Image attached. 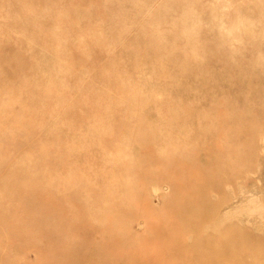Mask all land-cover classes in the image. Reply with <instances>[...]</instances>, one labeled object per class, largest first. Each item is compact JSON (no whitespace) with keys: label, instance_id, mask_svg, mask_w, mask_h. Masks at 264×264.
Segmentation results:
<instances>
[{"label":"rangeland","instance_id":"rangeland-1","mask_svg":"<svg viewBox=\"0 0 264 264\" xmlns=\"http://www.w3.org/2000/svg\"><path fill=\"white\" fill-rule=\"evenodd\" d=\"M157 1L0 0V264H264V0Z\"/></svg>","mask_w":264,"mask_h":264},{"label":"bare ground","instance_id":"bare-ground-1","mask_svg":"<svg viewBox=\"0 0 264 264\" xmlns=\"http://www.w3.org/2000/svg\"><path fill=\"white\" fill-rule=\"evenodd\" d=\"M56 1H58V0H56ZM159 1V0H158ZM157 1V2H158ZM162 3V2H161ZM160 3V4H161ZM156 4V3H155ZM154 6V5H153ZM149 11H150V9H149ZM148 11V12H149ZM152 13V12H151ZM150 13V14H151ZM147 14V13H146ZM145 18V17H144ZM148 18H149V15H148ZM216 19V18H215ZM26 20V19H25ZM146 20V19H145ZM144 20V21H145ZM144 21H143V23H144ZM163 21V20H162ZM27 22V21H26ZM240 22V21H239ZM236 23H238V22H236ZM71 24V23H70ZM160 24H161V22H160ZM219 24H220V22H219ZM142 25V24H141ZM236 25V24H235ZM238 25V24H237ZM139 28V27H138ZM234 29H235V27H234ZM233 29V30H234ZM136 31H137V29H136ZM132 32V31H131ZM13 33V32H12ZM119 33V32H118ZM134 33H136V32H134ZM6 34V33H5ZM14 34V33H13ZM133 35V34H132ZM8 36V35H7ZM76 36H74V38H75ZM38 39V38H37ZM47 39V38H46ZM189 39V38H188ZM12 40V39H11ZM221 40V39H220ZM21 42V41H20ZM40 42V41H39ZM6 43H7V41H6ZM40 43H42V39H41V42ZM53 43V42H52ZM8 44V43H7ZM51 44V43H50ZM49 45V44H48ZM53 45V44H52ZM120 46V45H119ZM123 46V45H122ZM47 47V46H46ZM49 49H51L50 47H48ZM117 48V47H116ZM22 50V49H21ZM43 51V50H42ZM50 51V50H49ZM7 53H10V52H7ZM111 53V52H110ZM3 54H6V53H3ZM27 54V53H26ZM106 54V53H105ZM114 54V53H113ZM186 54V53H185ZM60 55V54H59ZM84 55V54H83ZM115 55V54H114ZM77 56V55H76ZM2 57V56H1ZM59 57V56H58ZM81 57V56H80ZM1 59V58H0ZM30 59H31V57H30ZM86 60V59H85ZM85 64V63H84ZM69 66V65H68ZM71 67H73L72 65H71ZM49 68V67H48ZM75 71H76V68L74 69ZM124 71V70H123ZM91 77V76H90ZM8 79V78H7ZM88 80V79H87ZM87 82V81H86ZM92 82V81H91ZM129 88V87H128ZM79 91H81L80 89H79ZM119 92V91H118ZM10 93V92H9ZM79 93V92H78ZM69 96H70V94H69ZM78 96V95H77ZM133 97V96H132ZM73 98V97H72ZM150 100V99H149ZM180 100V99H179ZM74 101V100H73ZM68 102H69V100H68ZM67 104V103H66ZM134 104V103H133ZM130 106V105H129ZM67 110V109H66ZM132 110V109H131ZM62 111V110H61ZM179 111V110H178ZM65 112V111H64ZM99 113V112H98ZM124 116V115H123ZM145 118V117H144ZM7 133V132H6ZM261 141H263V140H261ZM264 144V143H263ZM263 146V145H262ZM263 150V149H262ZM261 150V151H262ZM263 152V151H262ZM264 153V152H263ZM33 169V168H32ZM166 177H167V175H166ZM230 183V182H229ZM239 189H240V191H241V194H246L247 193V190H246V188H244V187H242V185H241V187L239 186ZM259 194V193H258ZM253 196V195H252ZM242 197V196H241ZM244 198L245 197H247V196H243ZM247 200L245 201V204H246V207H248V206H250V208H251V210L252 211H256L258 208H254V206L256 205V202H257V200L254 198V197H247L246 198ZM239 200V199H238ZM243 201V200H242ZM243 206V205H242ZM259 206V205H258ZM258 206H255V207H258ZM238 221V220H237Z\"/></svg>","mask_w":264,"mask_h":264}]
</instances>
